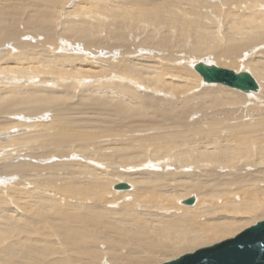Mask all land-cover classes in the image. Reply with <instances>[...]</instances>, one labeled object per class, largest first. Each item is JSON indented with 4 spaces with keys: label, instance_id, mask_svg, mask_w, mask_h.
Returning <instances> with one entry per match:
<instances>
[{
    "label": "bare ground",
    "instance_id": "bare-ground-1",
    "mask_svg": "<svg viewBox=\"0 0 264 264\" xmlns=\"http://www.w3.org/2000/svg\"><path fill=\"white\" fill-rule=\"evenodd\" d=\"M13 1L10 4L7 0H0V114L32 116L41 111L44 115L48 104L63 105L58 99L60 95H44L46 90L40 83L33 84L37 96L32 91V95H27L23 88L28 83L15 84H21L20 81L28 77L34 78V73L38 71L37 66L30 64L39 63V54L24 53L29 46L35 45L24 40L23 36L31 32L35 35H31L33 37L45 34L48 39L54 40L57 7L53 0H20L14 5ZM66 1L72 4L71 0ZM189 1L188 6H184L185 10H181L180 0L173 3L167 0H87L92 13L85 2L66 11L65 20L69 26L84 25L79 29L80 38L85 41L86 48L95 54L99 50L106 51L100 49L101 40L96 38V26L89 22L87 14H94L93 18L106 24L113 21L119 29L116 47L123 45L127 52L121 51L119 56L114 53L109 58L90 59L89 75L93 72L94 76L92 83L89 82V92L93 94L97 88L107 87L105 95L99 96L102 98L99 103L108 115L111 113L110 109H106L109 96L111 92H116L123 100L116 105L121 114L117 117L127 127L132 121H129L130 115L138 121L148 118L144 109L125 106L124 102L135 99V92L119 85L120 63H123L125 79L130 76L138 85L150 84L155 94H168L174 99L171 102L161 100L163 108L153 109L150 102L154 99L149 95L143 105L155 116L144 134L128 138L137 147H130L125 158L135 156L137 163L115 170L118 172L114 173L116 177L111 183L102 176L106 168H91L92 172L83 168V176L78 174L71 180L44 182L49 172L59 164L40 165L37 160L55 156L69 159L72 144L89 140L87 130L80 132L72 129V121L67 117L69 107L65 108L64 117H54L52 123L45 120L32 124L17 121L8 127L7 123L15 119H8L7 122L1 119L0 135L7 133L8 136L5 140L0 139V176L4 178L0 187V219L8 217L5 224L0 225V233L9 242L0 249V264L7 262L6 255L10 250H17L20 254L19 247H22L20 255L27 257L29 250L40 246H47L51 257L60 264L58 260L62 257L63 262L64 258L58 255L60 249L57 252L52 246L56 241L55 237L52 239L53 235H58L57 243L74 250L68 258L70 262L73 260L72 264H161L199 248L235 238L264 221V4L255 8L253 0L244 6L232 1L224 5L234 8V11L221 7L219 14H212L210 10L196 6V0ZM54 3L57 1L54 0ZM29 7L31 10L35 7L34 12L27 14ZM238 7L243 8L236 10ZM240 12L242 14H238ZM141 32L146 35L147 43L149 38L155 41L156 37L165 46L161 51L167 50L168 53H172L173 49L172 39L168 37L174 34L173 38L180 42L176 46H185L184 57L177 56L184 64H178V58H174L165 65L155 66L152 73L148 65L135 61L137 56L134 54L141 46L136 37ZM128 35L133 36L137 43L132 44ZM40 43L42 41L37 44ZM128 52L134 53L129 55ZM260 55L261 59L253 60ZM73 57L75 55H69L68 59ZM213 58L217 66L222 62L225 66L234 67L236 73H253L260 80V90L243 95L229 89V86L224 88V85L223 88L205 87L193 92L194 83L204 79L198 72L200 76L189 72V66L192 64L194 67V59L212 65ZM103 62L113 67L108 78L110 83L98 81L104 77ZM138 73H142V77ZM122 84L129 86L127 82ZM255 93L258 95L253 96ZM110 101L116 103V100ZM97 102L93 107L98 108L95 106ZM15 106L32 109L27 111ZM54 111L62 115L60 108ZM155 124L163 127L155 129ZM19 126H27L28 131L11 135L10 131ZM92 141L95 143L94 138ZM8 145L14 151L4 149ZM138 165H148L149 170L139 169ZM11 173L19 177L28 176L29 179L35 173L40 174V178L33 187L24 182L20 191V185L10 181L15 177L7 178V174ZM90 173L94 175L91 180L82 178ZM74 180L82 181L77 184L81 189L73 185ZM118 180H125L121 183L130 187L112 190ZM107 190L113 193V199L106 198L108 196L104 193ZM87 195L89 200H93L92 204H84L82 199ZM9 197L10 200H6ZM129 197L133 199L129 200ZM190 197L195 198V203L184 204V200ZM103 199L106 203L107 200H125L120 211L109 208V211L93 210L97 202L102 206ZM118 203L121 204L120 200ZM18 209L20 211L15 214ZM67 211L74 214H66ZM59 214L66 215V221L59 220ZM32 225L35 226L33 232ZM107 233L111 234L105 240L112 254L104 259L100 257L96 241ZM87 242L95 249L85 250L81 244Z\"/></svg>",
    "mask_w": 264,
    "mask_h": 264
},
{
    "label": "rangeland",
    "instance_id": "rangeland-1",
    "mask_svg": "<svg viewBox=\"0 0 264 264\" xmlns=\"http://www.w3.org/2000/svg\"><path fill=\"white\" fill-rule=\"evenodd\" d=\"M7 1H9L11 4L13 0H7ZM19 1L20 0L13 1V5L18 3ZM55 1H57V3H54V0H53V4L55 7H57V11H56V25H55L54 30H53L54 40L48 39L45 34H42V36H40L39 38L33 37L31 35H34V34L31 32H29V34L23 36L24 40L29 41L35 45L34 47L29 46V48L24 53L27 52V53L39 54V63L33 62L30 64L32 66H37L38 71L36 73H34V78L37 81L33 77H28L26 79H22L20 81L21 84H15V85L18 86V85H22L24 83L25 84H27V83L31 84V86H28V84L26 86H24L23 91H25L27 95H32L31 94V91H32V92H34L33 94H35L34 96H37L36 95L37 91L33 90V87H34L33 84H39L40 83V85L43 86V88L46 90L44 92V95H48V94L60 95L58 99L61 101V104H63V105L52 106L51 104H48V108L46 109L47 112L44 115L41 114V111H39L38 113H34L36 115H32V116H23V115H18V114L15 115L12 113L3 114V115L0 114V120L5 119L7 122L8 119H15L14 122L7 123L8 127H10V125H12V124H16L17 121H21V122L28 121V122H30V124H32V123H35L37 121H44L45 120L48 123H52L54 121V117H57V118L64 117L65 108L69 107L70 110L68 112L69 114L67 117H69L72 121V129L74 131H80V132H82V129L87 130L90 134L87 138L90 141L88 139H83L85 141L88 140V142H84V143L79 142V144H81L80 146L78 143L75 145L72 144V155L69 159L63 158V160H62V159H59L58 157L55 156L54 158L50 157L48 159H41L40 161L37 160V162H39L40 165H44V164H48V163H58L59 164L58 166H56V168L54 170H51L49 172L47 178L44 179V182L45 183L55 182V181H61L62 182L67 178L71 180L73 178H76L78 174L83 176V174L85 173L84 169H86L85 171H88V172L91 171L92 172L93 170L91 168H100L101 170L106 168V170L103 172L102 176L105 177V180H107V182L110 181V183H111L112 180H115L114 178L116 177V174H114V173H117L119 170H122L125 167H129L127 164L131 165V163H137V161L134 160V159H136L135 156L133 158L129 157V156H127L128 159H126L127 157L125 158V156L127 155L126 152L128 151V149L130 147H135V148L137 147V146L133 145L132 142L128 138H129V136L132 138V137L144 134V131H146L148 129L149 124H150L153 116H155L153 111L145 108L143 105L144 102H146L148 100L149 95L153 96V99H154L153 101L150 102L153 109L154 108H163L162 102H160L161 100L171 102V101H173L174 98L169 97L168 94H165L167 96H164L161 94H155L153 92L150 84H148L147 86H145L144 84L138 85L136 83V81H134L133 79L130 78V76H128L129 77L128 79H125L124 74L122 73L123 72V63H120L118 65V67L121 71L120 78H119V85L122 87H128V88L134 90V92H135V99L133 101L124 102L125 106L126 107H140V108L144 109L147 112L148 118L147 119H141L138 121V120H135L134 117H132V115H130L131 118H129V121L130 120H132V121L129 124V126L127 127L125 122L122 119L117 117V116H121V114L116 110V105L122 103L123 100H121V98L119 97V95L116 92H111V94L109 96L108 106L106 107V109H107V111L110 109L111 113H109V115H108V112H105L106 111L105 108H102V106L99 103L100 102L99 100L102 99V98L100 99L99 96L103 97V95H105L107 87L101 86V88H97L96 91L92 92L93 94H91V92H89V82L92 83L91 78L94 76L93 72H91L89 75L90 59H95V57L109 58L114 53L116 54V56H119L121 51L122 52L126 51L123 49V45H121V47H120V45H118L120 49L118 47H116V45L119 42V40H118L119 33H117L119 29H117L118 27L115 26L116 24H115V22L113 23V21L112 22L110 21L109 23L106 24V23H103L100 19L93 18L92 16L94 14H92V15L89 14L90 16L87 14V16L89 18V22L96 26L95 30L97 29V32H98V34H97L98 37H96V38L101 40L100 49L104 48L106 51V52H103V51L99 50L97 54L90 52L89 49L86 48L85 41H83L80 38L79 29L81 27H83L84 25H80L78 27L77 26L76 27L69 26L65 20L66 11L69 10V8L75 9L76 6L80 3L85 2V5H87L86 7H88L89 12L92 13L90 10V6L87 4V0H71L72 1L71 5L67 4L66 0H55ZM167 1H169V3L178 2V0H167ZM232 1L238 2V6H244V4H247L248 2H250L252 0H210V1L209 0H196V3H197L196 6H198L200 8H204L207 11L210 10V13H212V14H217V13L219 14L218 9L221 7L223 9L224 8L225 9H231V11H234L235 10L234 8H231L227 5L226 6L224 5L225 3L232 2ZM189 2H190L189 0H180V2L178 3L180 5L179 6L180 9L185 10L184 6L187 7L188 6L187 3H189ZM253 2H254L255 8H260L261 6H259V5L264 4V0H259V2H258V0H253ZM34 8L35 7H33L32 10ZM242 8L243 7H238V8H236V10H240ZM32 10L29 7V10H27L26 13L28 14L29 12H34ZM85 10H86V8H85ZM85 10H84V13H86ZM238 14H242V12H240ZM191 18H193V17H191ZM43 20H45V19L43 18ZM163 29H166V27ZM164 32L166 33V30ZM100 34H102L103 37H99ZM111 34L114 35L113 36L114 38L109 36ZM127 34H128V32H127ZM94 36H95V34H94ZM140 36H142V37H140ZM140 36L136 37V39H138V41L141 42L142 44L140 43L141 46L136 51L138 53L134 54V56H137V59L135 61H138L140 63H144V64L148 65L150 70L152 71V73L154 71L155 66L160 65V64L165 65V63H167V62L173 61L174 58H178L177 59L178 64H184L183 62L179 61V57H177V56L181 55L182 57H184V54H182V53H184L183 51H185V46L184 45H182L180 47L176 46V45L180 44V42H178L177 39L173 38L174 34L171 35L170 37H168L169 40L172 39V42L170 41L171 45L173 46L172 53H168L167 50L161 51V48H163L165 46L160 41H157L156 37H155V41H153L151 38H149V43H147L148 41L146 40V35H143V32H141ZM111 38H112V40L110 41ZM128 38H127L128 40L133 41L132 44L136 42V40L134 39L133 36L128 35ZM41 41H42V43L37 44L38 42H41ZM144 43H146L145 46H144ZM190 43H192V42H190ZM173 44H175V45H173ZM117 52H118V54H117ZM134 52H128V53H129V55H132ZM69 55H75V57L68 59ZM141 55H144V57H141ZM170 56H173V58H171ZM208 57L209 56H207L206 58H208ZM209 58H211V57H209ZM261 58L262 57L260 55V56H258V58H257V56L254 57L253 60L255 61V60H258ZM199 61H204V60L194 59L192 62L196 65V63ZM213 62H214V64H217L216 59L212 60V63ZM219 63L221 64V65L218 64L220 67L236 70L234 67L225 66L224 64H222V62H219ZM223 63H224V61H223ZM103 65H104L103 66V76L104 77L99 79L98 81L110 83V81H108V78L110 77V75L113 72V67L107 65L104 62H103ZM195 65H194V67H195ZM194 67L191 64L189 66V72H191L192 74L199 75ZM246 71H248V70H246ZM248 72H250V71H248ZM251 74L256 79V81L258 82L259 90H260V87H261L260 86V80H258L253 73H251ZM138 75L140 77H142V73H138ZM123 82H127L129 84V86H124L122 84ZM179 82L180 81H175V83H179ZM195 83H194V86L192 87V90L195 93L198 92L199 90L205 88V87H211V88L222 87L223 88V86H224V85L218 86L220 84H217V85L216 84H209L207 82H204L203 80H198V82L196 84ZM171 84H173V83H171ZM225 87H227V86H224V88ZM228 88L232 89V90H236L237 92L242 93L243 95L248 94V93L242 92V91L234 89V88H230V87H228ZM40 94H38V95H40ZM257 95L258 94H256V93L253 94V96H257ZM28 97L32 98L30 96H28ZM64 100H67V101L64 102ZM110 100H113V101L116 100V103H113ZM96 101H98V102L95 106H97L98 108L93 107V105L95 104ZM249 104H251V103H249ZM249 104H248V106H249ZM15 108H23L27 111L32 109V108L27 107V106H15ZM56 108H60V113L62 115L55 114L54 109H56ZM245 108H247V107H245ZM43 111H45V110H43ZM90 111H91V113H90ZM40 115H42V116H40ZM199 116L200 115H198L197 117H199ZM197 117H196V119H197ZM200 119L202 120V118H200ZM154 127L156 129V128H160L163 126L155 124ZM23 131H28L27 126L16 127L14 130H12L10 132H11V135H21V132H23ZM54 131H56V130L54 129ZM30 132H36V131L31 130ZM6 136H8L7 133L1 134L0 139L5 140ZM92 137L94 138L95 143L92 141L93 140ZM73 147H76L74 151H73ZM78 147H80V148H78ZM4 149L9 150V151H14L9 145L7 147H5ZM84 156H90V157H88L89 158L88 159ZM173 163L175 164V162H173ZM173 163H171V164H173ZM124 165H126V166H124ZM138 166H136V167H138L139 169H144V171L149 170L148 165H141V166L138 165ZM136 167H133V168H136ZM172 167H174V166H172ZM168 168H170V167H168ZM126 169L128 170L130 168H126ZM101 170H99V171H101ZM115 170H118V171H115ZM12 176H14L15 178L10 180L11 183L19 184L20 185V187H19L20 191H21V186L24 182H29V184H30L29 187H33L34 182L38 181L40 178V174L36 175L35 173H32V175L30 176V179L28 178V176L26 178L25 177H19L16 173L7 174V178H11ZM92 177H94V175L93 174L91 175V173H90V175L87 174L86 176H84L82 178L84 180L85 179L91 180ZM3 179L4 178L1 177L0 187L4 184ZM121 181L126 182L125 180H120V181L118 180L115 183L117 184L118 182H121ZM73 182H74L73 185L75 184L74 186L77 189H81V188H78L79 186L77 184H79L82 181L74 180ZM112 190H116V189H114V187H113ZM107 191L108 192L104 193L105 196H108L106 198L107 199H113V197H112L113 193L110 192V190H107ZM18 196L21 197V195H18ZM192 196H196V195H192ZM10 197L6 200H10ZM89 198H90V196L87 195L85 199L84 198L82 199L85 202L84 203L85 205L88 204V202H91V204L93 203V200H91V199L89 200ZM128 199L132 200L133 198L129 197ZM119 200H120L121 204L118 203ZM119 200L116 201L117 202V205H116V202H112V201L107 200L108 202L106 203L105 199H103V202L101 201L102 206H99L100 203L97 202L94 204L95 207L93 208V210L94 209H97V210H102V209L106 210L107 209L108 210V208H109V210L112 209L113 211H116L117 209H119V211H120V209L123 208L122 202H124L125 199L124 200L119 199ZM76 202H79V201H76ZM30 203H33V202H30ZM19 211L20 210L18 209L15 212V214H17ZM32 212H35V211L32 210ZM84 212H85V210L83 212H80V213H84ZM68 213L69 212L67 211L66 214H68ZM63 214H65V213H63ZM63 214H59L57 217L59 218V220L66 221L65 220L66 215H63ZM69 214H74V212H70ZM122 214H126V213L122 212ZM7 217L8 216H5V217H2L0 219V225L5 224ZM59 225H60V222H59ZM34 227H35L34 225L31 226V232H33ZM109 235H111V234L107 233L106 235H101L100 239H102V238L103 239L102 240L99 239L100 241L99 240L96 241L97 244L99 245L100 257H103L104 259H106L107 257H109L110 254H112V251H110L108 249V248H110L109 247L110 245L107 244V241L105 240V238H107V236H109ZM53 238H54V240H56L54 245H52L54 247V250L58 252V250L60 249L59 252L61 255L59 253H58V255H59V257L63 256V258H64L63 262H61L62 257H61V259L58 260L60 262V264H63V263L64 264H72L73 260H72V262H70L68 258L71 257V253L74 250L71 251L70 248L67 249V247L64 244L57 243L58 242L57 241L58 235H53L52 239ZM8 242H9V239L3 233H0V249L5 248L8 245ZM31 244H32V242H31ZM81 245H83L86 248L85 250L95 249L93 246H91V244L89 242H87L86 244H81ZM77 247H78V245H77ZM19 248H20V254H21V251L24 248H22V247H19ZM56 248H57V250H56ZM28 252H29L28 256L26 257V255H24V256L20 255L17 252V250H10L8 252V254L6 255L7 262L1 263V264H28V261L30 264H39L41 261L42 262L40 264H50V263L51 264H59L58 262H56L54 260V258L51 257L50 252H48V250H47V246H46V248H43L42 246H40V247H37L35 249H31ZM39 252H43V254L42 253L39 254ZM49 254H50V256H48ZM45 257H47L49 260H47ZM1 259L2 258H0V260ZM27 259H28V261H27ZM74 260L77 261L78 258H75ZM79 260H80V258H79Z\"/></svg>",
    "mask_w": 264,
    "mask_h": 264
},
{
    "label": "water",
    "instance_id": "water-1",
    "mask_svg": "<svg viewBox=\"0 0 264 264\" xmlns=\"http://www.w3.org/2000/svg\"><path fill=\"white\" fill-rule=\"evenodd\" d=\"M196 71L205 82L218 83L245 93L256 91L259 84L250 72L236 73L234 70L199 62ZM126 183H118L115 189H128ZM195 198L184 200L192 205ZM161 264H264V221L244 230L235 238L205 246Z\"/></svg>",
    "mask_w": 264,
    "mask_h": 264
}]
</instances>
